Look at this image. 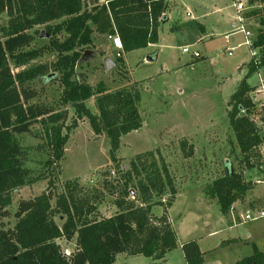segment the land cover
<instances>
[{"label":"rangeland","instance_id":"1","mask_svg":"<svg viewBox=\"0 0 264 264\" xmlns=\"http://www.w3.org/2000/svg\"><path fill=\"white\" fill-rule=\"evenodd\" d=\"M103 1L83 0L84 9L92 11ZM177 2L168 1L169 11L165 22L160 24L158 42L145 49L123 53L121 61L116 59L118 51L113 48L108 35L98 33L91 23V44L76 48L80 56L71 80L87 83L92 88L102 82L109 92L128 88L136 89L140 94L138 111L142 127L120 138L116 162L110 157V145L105 134L95 135L87 119H78L71 103L62 105L60 102L63 86L59 74L54 73L50 66L57 53L47 48L53 38L46 28L59 24L61 20L35 26L28 31L33 41L23 51L47 49L25 65L16 66L9 60L11 72L16 74L38 66L46 67L43 77L23 84L35 96L25 105H37L60 113L61 119L53 127H62V135L67 133L68 136L63 159L51 166L47 165L52 158L48 145L50 136L44 131V123L34 124L29 134L18 137L25 148L24 168L29 170L31 178L38 175L45 178L12 192V200L7 207L9 216L0 219L5 228H13L16 222L13 214L20 200H28L47 191L53 195L52 206L57 196L71 192L75 199L89 200L95 206L89 220L110 217L119 212L115 202L125 197L123 177L132 172V165L139 172L143 165L155 162L158 166L165 165L175 189L173 202L165 211L177 235L178 246L162 264H185L180 245L197 237H202L200 250L205 252L202 264H237L244 258L255 256V250L264 254V246L261 250L255 246L258 241L264 243V220L241 221L244 210L259 207L262 196L260 189L252 183L256 178L257 147L256 155L255 150L247 155V164L228 120L233 103L231 97L239 82L249 74L246 81L251 91L247 93V99L253 107L248 111L244 109L242 116L253 124L258 138L263 135L264 111L257 89L261 84L264 86V54L258 51V66L254 68L247 47L240 45L244 42V34L234 31L238 26L233 18V25H230L233 33L228 32L227 24L220 27L219 17H226L223 14L227 11H217V8L230 7V0H201L190 7L182 3L177 5ZM213 3L218 5L211 7ZM20 5L13 0L11 10L0 15V28L9 24ZM204 5L211 8L205 10ZM258 8V2L247 0V11L239 14L244 19L243 26L254 37L259 26L252 13ZM230 9V15L234 17L235 12L232 7ZM193 14L198 19L192 17ZM214 29L219 32H214ZM225 31L224 35H219ZM198 34L205 37L198 41ZM63 36L59 35L57 39L63 40ZM184 48H189L190 53L183 54ZM232 48L231 56H227V51ZM192 52L198 54V60L194 59ZM148 56H153L154 61L147 62ZM105 58L113 63L108 70ZM94 101L91 97L84 104L97 116ZM51 126L49 124L45 129ZM228 172L239 175L250 189L245 194H237L228 214L221 216L217 200L207 191L215 180ZM130 192L133 194L132 189ZM132 194L125 200L133 199ZM169 200L168 193L153 198L151 203L160 205L152 206V215L159 218ZM54 221L61 226L63 217L56 215ZM214 230L218 231L217 234H213ZM57 243L62 249H74V240H58ZM152 263L149 258L129 254L120 255L115 262Z\"/></svg>","mask_w":264,"mask_h":264},{"label":"trees","instance_id":"2","mask_svg":"<svg viewBox=\"0 0 264 264\" xmlns=\"http://www.w3.org/2000/svg\"><path fill=\"white\" fill-rule=\"evenodd\" d=\"M16 1L21 3L20 8L9 24L0 28V219L9 216L7 207L12 192L45 178L41 175L31 178L29 170L24 168L25 148L18 137L29 134L34 124L44 123V131L50 136L48 145L52 158L47 165L51 166L63 159L68 136L67 133L62 135V127H53L61 119L60 113L37 105H25L35 96L23 84L43 77L46 67L38 66L12 74L9 60L21 66L41 56L47 48L55 51L57 57L50 66L59 74L63 86L61 104L71 103L78 119H87L95 135L105 134L110 157L116 162L120 138L142 127L138 111L140 94L136 89L128 88L109 92L102 82L92 88L87 83L71 80L80 56L76 48L91 44V23L100 34H116L124 54L145 49L158 42L160 24L165 22L169 10L168 0H104L92 11L84 9L83 0ZM252 1L260 6L252 13L259 26L253 47L264 54V0ZM12 3L13 0H0V15L11 10ZM58 20H61L59 24L46 28L53 38L47 48L23 51L33 41L29 30ZM62 34L63 40L57 39ZM117 60L121 61L120 58ZM248 76L237 85L228 114L229 125L247 164V155L259 144L253 124L242 116L244 109L248 111L253 107L247 99V93L251 91L246 81ZM91 97L95 99L97 116L84 104ZM49 124L52 126L46 130ZM132 167V172L123 177L125 197L115 202L119 212L107 218L89 220L95 206L89 200L75 199L71 192L57 196L54 206L50 191L20 200L13 214L16 220L13 228H5L0 222V264H114L121 254L143 256L153 263L163 260L178 246L176 233L165 211L175 195L173 182L163 164L158 166L151 162L143 165L139 172L134 165ZM249 189L239 175L228 172L212 183L207 194L217 200L219 214L226 216L236 195L245 194ZM167 193L170 200L164 213L159 218L154 217L151 208L160 204L151 203V200ZM131 194L133 199L125 200ZM56 215L63 217L61 226L54 221ZM58 240H74V249L69 256ZM181 249L186 264L203 263V254L196 240L185 242ZM237 264H264V254L255 250V256L244 258Z\"/></svg>","mask_w":264,"mask_h":264},{"label":"built area","instance_id":"3","mask_svg":"<svg viewBox=\"0 0 264 264\" xmlns=\"http://www.w3.org/2000/svg\"><path fill=\"white\" fill-rule=\"evenodd\" d=\"M230 1H231L230 7H232L235 12V16L233 17V20L236 22V25L238 26L234 31L239 30L244 34V42L240 45H244L247 47L251 60L254 63V66H257L258 49L253 47V42L255 37L252 35L250 31L245 29V27L243 26L244 19L241 17V15H239L240 13L247 11L246 10L247 0H230ZM232 25L233 22L231 26ZM108 40L111 41L113 48L118 51L115 55L116 59L121 58L123 51L119 37L116 34L110 35L108 36ZM233 51H234L233 48L228 50L227 56H231ZM182 53L183 54L190 53L189 48H184L182 50ZM191 55L195 56L194 59L199 58L197 53L192 52ZM257 94L258 96L262 97L261 109L262 111H264V86L262 84L261 87L257 89ZM261 129L262 131L264 130V124L262 125ZM255 171H256V178L252 183L253 185H256L260 189L262 196L259 199V207L244 210V212L241 215V219H242L241 221L244 222L259 221L264 219V132L263 135H261V138L259 139V144L257 146V161L255 165ZM64 253L66 254V256H69L71 250H64Z\"/></svg>","mask_w":264,"mask_h":264},{"label":"crops","instance_id":"4","mask_svg":"<svg viewBox=\"0 0 264 264\" xmlns=\"http://www.w3.org/2000/svg\"><path fill=\"white\" fill-rule=\"evenodd\" d=\"M169 1V0H168ZM199 1H201V0H178V2H177V5H178V3H182L184 6H189V5H196V4H198V3H200ZM203 2H204V0H203ZM228 4V3H227ZM207 5V4H206ZM206 5H204V9L205 10H209V8H211V7H216L217 5H218V3L217 4H212V6L211 7H209L208 8V6L206 7ZM190 7V6H189ZM183 8V7H182ZM213 8V9H214ZM229 9H230V7H229V5H227V6H224V7H219V8H217V11H221V12H226L227 11V13L226 14H223V15H226V17L224 16V17H222V16H220L219 17V25H220V27L222 28V27H225V26H229V33H233V32H231L230 31V25H231V21H232V18H233V16L232 15H230V11H229ZM231 10V9H230ZM169 11V10H168ZM167 11V12H168ZM229 11V12H228ZM167 14V13H166ZM195 15L193 14V16L192 17H194ZM195 18V17H194ZM195 19H198L197 17L195 18ZM185 21V20H184ZM195 21H198V20H195ZM196 23H200V22H196ZM180 24H182V23H180ZM183 24H185V22H183ZM225 24H227V25H225ZM223 25H225V26H223ZM160 29H161V27H160ZM214 32L216 31V33H218L219 31H217V30H213ZM227 31H225V32H223V33H219V35L220 34H225ZM203 33H205V31H203ZM202 35L203 34H198V36H197V40L199 41V40H201V39H203L204 37H202ZM218 35V34H217ZM159 37H160V35L158 36V39H159ZM149 58H154L153 56H148ZM154 61V60H153ZM152 61V62H153ZM264 220V219H263ZM260 221V220H259ZM215 232V233H214ZM214 232H213V234H217V232L218 231H215L214 230ZM176 237H177V235H176ZM201 238L202 237H197V238H193V239H188V240H186V241H184V242H182L181 243V245L180 246H182L185 242H187V241H189V240H196V242H197V245H198V248H199V250H200V242H201ZM230 239H233V238H235V237H229ZM224 240V239H223ZM177 243H178V241H177ZM256 245V247H257V249H260L261 250V248L263 249V246H264V243H261L260 241H258V242H256L255 243ZM175 250V249H174ZM173 251V250H172ZM171 251V252H172ZM171 252H169V253H167L166 255H165V257H164V259L163 260H161L162 262H155V264H158V263H160V264H162V263H164L165 261H166V258H167V256L171 253ZM200 252L203 254V256H204V254H205V252H202L201 250H200ZM121 255H123V254H121ZM120 255H118L117 257H116V261L115 262H117V259H118V257H119ZM153 262V261H152ZM115 264V263H114ZM186 264V263H185Z\"/></svg>","mask_w":264,"mask_h":264},{"label":"water","instance_id":"5","mask_svg":"<svg viewBox=\"0 0 264 264\" xmlns=\"http://www.w3.org/2000/svg\"><path fill=\"white\" fill-rule=\"evenodd\" d=\"M146 61H147V62H152V61H153V58H149V57H147ZM104 64H105V68H106V70L110 69V67L113 66V63H112L111 60L108 59V58H105V59H104Z\"/></svg>","mask_w":264,"mask_h":264}]
</instances>
